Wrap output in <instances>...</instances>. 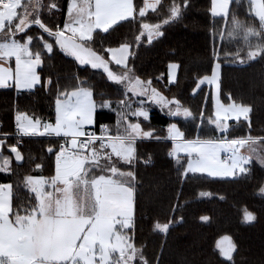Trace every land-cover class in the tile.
<instances>
[{
	"label": "snow or ice",
	"instance_id": "1",
	"mask_svg": "<svg viewBox=\"0 0 264 264\" xmlns=\"http://www.w3.org/2000/svg\"><path fill=\"white\" fill-rule=\"evenodd\" d=\"M210 3L211 16L220 17L225 26H213L211 75L198 78L192 94L205 83L215 86V119L208 117V123L215 126L214 131L220 136L188 139L177 123H170L167 138L172 141V148L168 156L185 177L189 173L223 178L251 175L253 161L264 169V136H231L233 129L229 119L240 122L243 118L251 131L249 113L252 109L243 103L225 106L220 102L221 54L224 59H239L243 64L245 61L240 58L243 49L232 52L223 47V42L231 43L242 35L248 48L247 59L264 58V0H249L258 24L240 20L232 10V5L239 6L242 0H210ZM163 7L161 0H142L140 4L134 0H95L93 11L90 0H69L67 18L61 24L55 20L57 13L64 11L59 0H50L47 4L41 0L26 3L0 0V40L3 41L0 42V88L14 86L17 90H34L39 85L48 92L55 89L54 122L17 111V134L70 138L65 144L50 145L45 150L47 155L54 156V175L24 178L27 190L34 194V203L14 208L12 185H0V264H151L134 238L138 182L135 145L138 139L151 138L154 133L144 131L140 122H130L129 117L150 121L152 107H158L169 118L196 120V115L179 99L164 96L153 86L152 80L143 81L135 75L129 66L133 42L124 41L119 47L105 48L106 37L101 33L110 34L122 22L134 21L137 16L143 21L149 11L158 13ZM190 7L191 0H171L164 12L166 18L161 22L140 24L135 44L138 46L145 34L149 44L162 38L163 27L181 19ZM44 9L53 21L50 24L41 18ZM32 28L38 29V33L30 34ZM217 39L222 42L219 50L215 48ZM94 44L100 45L99 50H94ZM57 50L74 57L80 65L102 69L109 82L123 85L124 98L115 102L116 135H106L105 126H101V135L86 132L85 126L94 123L98 108L87 79L77 77L79 85L67 92L58 80L43 77L37 71L43 67L45 57L51 59ZM104 53L111 59H106ZM13 58L14 68L10 64ZM112 62L121 66L119 73L110 67ZM179 67L178 63L169 64V84L176 81ZM129 93L141 98L135 107L128 98ZM112 107L109 100L102 99L99 104L100 109ZM200 115L203 117V113ZM7 138L5 133L0 139V149ZM242 148H246V154L241 153ZM222 150L231 153L228 162L221 160ZM10 152L15 154L17 162L23 161L17 145L10 146ZM10 163V158L0 151V172H8ZM118 163L128 170H122ZM144 163H150V158ZM43 167L42 162L35 164L38 170ZM259 194L264 197V186L259 187ZM200 195L211 194L201 192ZM10 213L14 219L10 218ZM243 218L246 222L257 219L247 209ZM201 220L208 221L209 217L202 216ZM170 223L172 221L157 223L155 227L166 233ZM216 247L222 257L233 261L236 246L230 237H222Z\"/></svg>",
	"mask_w": 264,
	"mask_h": 264
},
{
	"label": "trees",
	"instance_id": "2",
	"mask_svg": "<svg viewBox=\"0 0 264 264\" xmlns=\"http://www.w3.org/2000/svg\"><path fill=\"white\" fill-rule=\"evenodd\" d=\"M64 11L58 12L55 20L63 23L66 19V6L69 0H59ZM140 4L142 0H134ZM164 6L158 13L148 12L143 21L137 16L134 21L122 22L110 34L101 33L106 37L104 47H119L124 41L133 42L129 57V66L141 80L153 81V86L169 99L175 97L183 106L188 107L196 115V120L169 118L158 107H152L150 121H139L129 117L130 122H140L145 131H153L151 138L138 139L136 150L138 161L135 166L137 173V197L135 212L134 238L138 247H143L145 257L151 264H264V197L259 195V187L264 185V169L253 161L251 175L238 174L235 178L210 177L207 174H191L187 177L178 172L174 160L168 156L172 141L167 138V127L177 123L188 139L217 138L218 131L208 123V117L214 119V101L211 87L205 83L195 95L192 90L197 79L211 75L213 66V26L223 28L224 21L220 17L213 18L210 13V0H191V7L176 22L163 27L164 36L156 38L149 44L147 35L141 38L137 46L134 37L139 35L142 22H161L164 12L171 0H161ZM238 18L245 22L258 18L251 13L249 0L232 5ZM41 18L45 23H52L47 9ZM99 31V30H97ZM38 29L32 28L30 34H37ZM2 35V33H0ZM98 39V38H97ZM2 40H0L1 42ZM222 42L217 39L215 48L219 50ZM225 50L240 52V60L224 59L221 54V90L219 99L223 104L243 103L252 109L249 113L251 131L248 122L230 119L233 129L231 136L247 135L264 136V58L247 59L248 48L242 35L231 43L223 42ZM94 50L100 45L94 44ZM109 59L108 54L104 53ZM178 63L177 79L169 84L167 66ZM113 71L119 73L121 67L110 64ZM43 77L52 76L58 80L62 89L67 92L79 85V80L87 79L93 90V99L97 103L93 128L99 130L105 124L109 135H116L117 115L115 102L124 98L121 93L123 85L109 82L102 69H91L90 65H80L75 58L57 50L51 59L45 57L44 65L38 69ZM128 98L136 106L131 93ZM55 89L48 92L41 86L34 90L17 91L15 88L0 89V139L8 134L5 145L0 151L10 158L9 171L0 172V183L12 185V203L25 206L34 203V194L27 190L24 178L28 175H54V156L46 154L50 145H58L59 137L21 136L18 143L15 131L17 111L26 112L31 116L40 117L43 121L55 120L54 111ZM112 102V108L100 109L101 100ZM203 113V117H201ZM203 119V124H201ZM157 137L159 139H157ZM17 145L23 161L17 162L10 146ZM183 156V155H181ZM150 163L145 164V160ZM224 161V158L223 160ZM226 161V160H225ZM42 162V170L35 168ZM128 170V167H124ZM210 193L201 196L200 193ZM247 209L257 219L244 223L242 215ZM208 216V221H202ZM14 219V215L10 213ZM170 223L166 233L156 229L157 223ZM231 237L236 250L233 261L223 259L215 248L220 236Z\"/></svg>",
	"mask_w": 264,
	"mask_h": 264
},
{
	"label": "rangeland",
	"instance_id": "3",
	"mask_svg": "<svg viewBox=\"0 0 264 264\" xmlns=\"http://www.w3.org/2000/svg\"><path fill=\"white\" fill-rule=\"evenodd\" d=\"M50 2V0H41V3H43V4H47V3H49ZM149 12H151V11H149ZM153 13V12H152ZM109 60H110V58H109ZM113 63V62H112ZM210 76V75H209ZM210 87H211V89H212V95H213V101H214V119H215V112H216V101H215V96H216V90H215V86L214 85H210V84H208ZM133 96V95H132ZM134 98H135V101L137 102L139 99H141L140 97H137V96H133ZM221 102V101H220ZM222 103V102H221ZM223 104V103H222ZM225 106H228L229 104H224ZM164 111H166V110H164ZM183 119V118H182ZM230 120V119H229ZM228 120V121H229ZM94 124V123H93ZM92 124V125H93ZM86 126H91V125H86ZM244 148H242L241 149V153H245L246 154V152L243 150ZM108 151H110V149L108 150ZM226 153H229V154H231L230 152H227V151H221V153H220V158H224L225 157V154ZM113 159H115L114 157H113ZM226 161L225 162H228L229 161V159H225ZM117 166L118 167H121V169L122 170H124L123 168L124 167H127V166H125V165H123V164H117ZM100 174H106V175H110V173H100ZM8 183H0V185H7ZM264 186V185H263ZM260 195V194H259ZM244 212H243V215H242V221L244 222V223H251V222H246V221H244ZM11 218V217H10ZM225 236H227V237H230V236H228V235H223V236H220L218 239H217V241H216V243H215V248H216V250L218 251V253L220 254V250L216 247V245H217V242L218 241H220L221 240V238L222 237H225ZM231 238V237H230ZM231 241H232V239H231ZM232 243H233V241H232ZM220 256H221V254H220ZM222 257V256H221ZM223 259H225L224 257H222Z\"/></svg>",
	"mask_w": 264,
	"mask_h": 264
},
{
	"label": "crops",
	"instance_id": "4",
	"mask_svg": "<svg viewBox=\"0 0 264 264\" xmlns=\"http://www.w3.org/2000/svg\"><path fill=\"white\" fill-rule=\"evenodd\" d=\"M27 2V0H22V3H26ZM78 2H79V0H78ZM90 3H91V5H92V10L94 11V5H95V0H90ZM66 18H67V16H66ZM66 35H71V33H66ZM1 42H3V41H1ZM108 57L111 59V57H110V55L108 54ZM74 58V57H73ZM10 64H11V67L12 68H14L15 67V62H14V58H13V60L10 62ZM113 64H115L114 62H113ZM170 64V63H169ZM169 64H168V66H169ZM168 66H167V76H168ZM121 67V66H120ZM39 69V68H38ZM38 69H37V71H38ZM8 88H15L14 86H12V87H7V88H0V89H8ZM16 89V88H15ZM17 90V89H16ZM17 91H23V90H17ZM182 119V118H181ZM93 125H91V126H85V130L86 129H88L89 127H92ZM145 131V130H144ZM59 138H61V137H59ZM70 138H67V141L69 140ZM141 139H143V138H141ZM245 152L247 151L246 150V148H244L243 149ZM181 155H184L183 153H181ZM225 155H229V157L231 156V154H229V153H226ZM229 157L227 158V159H229ZM115 158V157H114ZM221 160H223V158H221Z\"/></svg>",
	"mask_w": 264,
	"mask_h": 264
},
{
	"label": "built area",
	"instance_id": "5",
	"mask_svg": "<svg viewBox=\"0 0 264 264\" xmlns=\"http://www.w3.org/2000/svg\"><path fill=\"white\" fill-rule=\"evenodd\" d=\"M14 126H15V122H14ZM101 126H105V127H106L105 124H101L100 127H99V130H98L97 132H95V129H94L93 127H90V128H88V129H86V132H95L97 135H101ZM0 128H1V122H0ZM106 129H107V127H106ZM105 134H106V135H109V134H108V130H107V132H106ZM0 135H2V134H0ZM13 136H16L17 139H18V141H20L21 136H19V135L17 134L16 126H15V131H14V133H13ZM82 139H84V138H82ZM66 142H67V141H66L65 138H61V139L59 140V142H58V145H59V144H65ZM228 157H229V155H225V157H224V161H225V159H227Z\"/></svg>",
	"mask_w": 264,
	"mask_h": 264
},
{
	"label": "water",
	"instance_id": "6",
	"mask_svg": "<svg viewBox=\"0 0 264 264\" xmlns=\"http://www.w3.org/2000/svg\"><path fill=\"white\" fill-rule=\"evenodd\" d=\"M10 151V150H9Z\"/></svg>",
	"mask_w": 264,
	"mask_h": 264
}]
</instances>
